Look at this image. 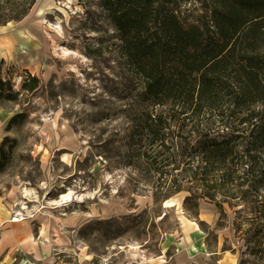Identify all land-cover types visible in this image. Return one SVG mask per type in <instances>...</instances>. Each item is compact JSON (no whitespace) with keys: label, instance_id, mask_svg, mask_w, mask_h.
I'll return each mask as SVG.
<instances>
[{"label":"rangeland","instance_id":"1","mask_svg":"<svg viewBox=\"0 0 264 264\" xmlns=\"http://www.w3.org/2000/svg\"><path fill=\"white\" fill-rule=\"evenodd\" d=\"M120 44L99 0H36L22 20L0 26V197L32 224L63 218L70 248L57 251L82 264H187L198 254L204 264H239L241 205L225 204L221 216L200 200L191 215L184 193L166 199V177L127 165L139 83ZM29 77L38 80L31 92L22 88ZM69 191L70 202L53 203Z\"/></svg>","mask_w":264,"mask_h":264},{"label":"trees","instance_id":"2","mask_svg":"<svg viewBox=\"0 0 264 264\" xmlns=\"http://www.w3.org/2000/svg\"><path fill=\"white\" fill-rule=\"evenodd\" d=\"M35 1L0 0V26L22 20ZM99 2L139 83L140 108L127 119V165L156 182L166 177V199L184 193L191 215L200 200L221 216L225 204L241 205L236 214L245 216L233 223L246 246L239 264H260L264 0ZM29 83L23 90L38 87L35 77Z\"/></svg>","mask_w":264,"mask_h":264},{"label":"crops","instance_id":"3","mask_svg":"<svg viewBox=\"0 0 264 264\" xmlns=\"http://www.w3.org/2000/svg\"><path fill=\"white\" fill-rule=\"evenodd\" d=\"M12 211L0 197V264H43L62 250L53 246L49 225L32 224L34 219L11 222Z\"/></svg>","mask_w":264,"mask_h":264},{"label":"bare ground","instance_id":"4","mask_svg":"<svg viewBox=\"0 0 264 264\" xmlns=\"http://www.w3.org/2000/svg\"><path fill=\"white\" fill-rule=\"evenodd\" d=\"M17 42V38L13 37L12 39H10L7 42V47L9 49H11L13 46L16 45ZM1 49V47H0ZM21 193H23L24 196H27L29 191L24 189V191H21ZM73 198V192L69 191L65 194H62L60 196V198L56 201H54L53 203L57 204V205H62V204H66L68 202H70ZM77 198V197H76ZM22 209H25V207H23ZM21 211V210H19ZM21 213V212H20ZM60 216H64L63 214ZM39 221L40 224L42 225H49V229H50V240L53 244V246L56 249H68L70 248V243H69V239L66 236V232H63V230L61 229L60 224H63V218H53L52 221L49 220V217L47 215H39ZM90 219L88 218H84L82 221L84 222V224L86 222H88ZM180 250H187L188 249V244H187V238L185 236L181 237L180 239V244L178 245ZM187 264H204L203 262V257L201 254L198 255H192L189 256L187 259Z\"/></svg>","mask_w":264,"mask_h":264},{"label":"built area","instance_id":"5","mask_svg":"<svg viewBox=\"0 0 264 264\" xmlns=\"http://www.w3.org/2000/svg\"><path fill=\"white\" fill-rule=\"evenodd\" d=\"M12 217L10 219L11 222H18V221H22L24 219L27 218V216L24 213H20V211H12ZM66 259H69V262L65 261ZM43 264H82L79 261V257H69L67 255H64L63 253H61V251H56L54 253V255L51 257L50 261H47Z\"/></svg>","mask_w":264,"mask_h":264}]
</instances>
